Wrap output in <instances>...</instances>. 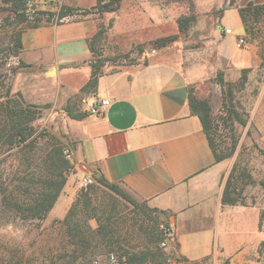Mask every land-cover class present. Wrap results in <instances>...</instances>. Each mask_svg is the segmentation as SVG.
I'll use <instances>...</instances> for the list:
<instances>
[{
  "label": "rangeland",
  "instance_id": "374dc122",
  "mask_svg": "<svg viewBox=\"0 0 264 264\" xmlns=\"http://www.w3.org/2000/svg\"><path fill=\"white\" fill-rule=\"evenodd\" d=\"M69 1L82 2L23 0L20 7H13L0 0V128L5 122L1 105L10 99L23 105H35L39 112L32 122L34 133L27 140L26 147L10 148L0 139V264H117L120 253L138 251L147 246L144 229H162L165 233L170 224L167 215L141 209L145 208L144 202L134 208L94 180L89 184L91 188L82 185L85 175L75 166L72 154L75 119H71L64 108L90 113L87 108L94 95L80 90L88 70L83 68L58 76L56 70L50 69L46 73L42 67L21 63L20 53L15 55L16 35L20 33L22 36L36 19L47 20L50 12L58 11ZM90 1L83 0L84 3ZM163 3L167 16L159 26L153 19L154 13L149 14L142 6L141 10L133 12L128 0H121L114 12L98 13L90 7L72 6L76 9L73 11L75 15L89 13L99 19L98 30L89 41L91 56L85 65H98L102 74H106L156 55L157 58L183 60L189 70L195 71L196 82L189 90L210 105L215 143L225 150L234 145L227 160L231 164L230 170L233 165L236 168L234 175L239 180L238 187L246 181V178H240L243 173L254 180V183L243 186L242 194L246 202L259 204L260 230L264 235V186L259 183L264 181V20L248 23V33L244 34L249 48L259 59L256 65L248 67L244 77L242 68L227 63L222 66L216 54L215 41L209 31L216 23L215 15L200 12L195 0H163ZM188 14L197 19L187 32L179 33L178 39L166 47H151L150 41L178 33L177 19ZM230 22L232 25L236 23L234 14ZM232 31L231 38L243 32L235 26ZM55 145L63 148V154L65 150L71 153L66 157L70 161L65 170L66 182L43 220H22L6 209L11 207L6 205L5 196L14 189L21 195L27 186L35 188L40 185L39 180L45 175L40 173L43 171L39 168L41 158ZM82 189L89 192L93 204L99 205L97 213L101 224L107 225L109 231L114 227L116 237L121 235L122 249L110 252L114 258L103 254L99 247L76 248L67 235L62 220ZM20 197L24 198V195ZM88 223L92 229L97 227L95 219ZM173 238L174 235L165 240V246L160 244L165 253L161 264L230 263L225 259L214 261L210 258L190 261L178 252ZM152 246L155 250L157 243ZM251 264H264V240Z\"/></svg>",
  "mask_w": 264,
  "mask_h": 264
},
{
  "label": "crops",
  "instance_id": "0c3cea01",
  "mask_svg": "<svg viewBox=\"0 0 264 264\" xmlns=\"http://www.w3.org/2000/svg\"><path fill=\"white\" fill-rule=\"evenodd\" d=\"M81 1H69L66 6L91 8L95 4V0ZM128 1L133 12L142 6L154 13L156 25L165 21L163 0ZM230 2L195 0V5L216 17L209 31L222 66L248 68L259 59L248 44L237 46L245 34L237 7L264 0ZM233 14L234 25L230 24ZM98 20L89 13H73L60 21L41 20L23 31L20 56L46 73L56 70L58 76L87 69L84 84L90 74L85 65L91 56L89 41L98 30ZM232 26L241 28L242 35L231 38ZM146 59L98 78L93 98L107 99L109 104L98 114L74 120L75 166L83 175L97 171L135 201L166 211L178 252L186 259L253 263L264 240L261 208L257 202H221L231 164L227 159L215 161L199 118L190 112L188 91L196 82V72L183 60L156 55Z\"/></svg>",
  "mask_w": 264,
  "mask_h": 264
},
{
  "label": "trees",
  "instance_id": "16d2710c",
  "mask_svg": "<svg viewBox=\"0 0 264 264\" xmlns=\"http://www.w3.org/2000/svg\"><path fill=\"white\" fill-rule=\"evenodd\" d=\"M4 3H8L13 7H20L23 0H2ZM121 0H95V4L91 9H96L98 13L114 12L120 6ZM230 4H233L231 0ZM76 11L75 8L69 6L60 7L56 12H50L47 20L56 19L60 21L67 15L73 14ZM238 14L244 26L245 33H248V23L258 22L264 20V3L248 2L244 6L237 7ZM24 19H22L23 21ZM41 19H36L31 27H36ZM195 21L193 14L181 15L177 19L178 33L169 34L156 38L149 42L153 49H160L175 42L179 33H185ZM15 55L22 51L21 35L18 33L14 40ZM24 63L23 60H20ZM249 68L241 69L244 74ZM102 75L100 67L98 65L90 66V74L88 79L80 88L82 92H86L92 95L96 94L98 78ZM223 85V83L221 84ZM188 105L190 112L196 115L202 125V130L206 135L209 147L214 155L215 161H221L231 157L234 150V145L229 149L220 148L215 143L213 138V125L211 119V108L207 101L201 100L193 96L191 90L188 91ZM35 105L18 103L16 100H8L6 104L1 105V110L5 115V122L0 128V139L10 148L13 147H26L29 142L27 140L34 133L32 122L37 118L39 112L35 109ZM67 115L71 119L80 120L86 115L90 114L88 111L74 112L70 108H64ZM70 166V161L63 154V148L61 146H53L49 148L47 153L41 158V165L39 168H43L40 173H45L43 180L40 179V185L33 188L27 186L22 190L21 195L15 193V189L6 194V205L11 208H6L13 211L17 217L25 221H40L43 220L47 213L51 210L55 204L65 182L66 174L65 170ZM235 166L233 165L229 171L227 177L224 180L221 202L226 205L246 204L243 196V186L254 183V180L246 174H242L240 178H246V181L238 187L237 176L234 175ZM91 177L98 185L107 188L116 196L130 203L134 208L139 206V202L135 201L126 192H124L119 186L114 183L108 182L97 171L92 172ZM264 186V181L259 182ZM91 188V185L88 186ZM21 198L20 196H23ZM145 204V203H144ZM144 210L156 214H165L168 217V213L164 210L157 208H150L146 204ZM99 205L93 204L87 190H81L76 200L72 203L67 211V214L63 218L62 222L65 224L67 235L72 239V244L76 245V248L83 247L84 250L90 247H99L100 251L112 256L110 252L122 249L121 235L116 237L117 230L113 227L110 231L107 225H102L98 216ZM90 219L97 221V227L92 229L88 223ZM144 233L148 239V244L138 251H124L118 255L117 264H161L165 259V253L160 246L161 242L168 240L163 230L156 231L154 229H144ZM157 243L155 250L153 244ZM176 243V248L177 247ZM111 254V255H110ZM81 264V263H79Z\"/></svg>",
  "mask_w": 264,
  "mask_h": 264
},
{
  "label": "built area",
  "instance_id": "2783aa9c",
  "mask_svg": "<svg viewBox=\"0 0 264 264\" xmlns=\"http://www.w3.org/2000/svg\"><path fill=\"white\" fill-rule=\"evenodd\" d=\"M226 33L229 32V30H225ZM247 41L244 37H241L238 39V42H237V46L240 47V48H245L247 46ZM109 104V100L107 99H100V100H97V99H94L93 101L89 102L88 104V110L90 111V113L92 114H98L101 112V110H103L107 105ZM64 154L66 155V157H70L71 156V153L68 152V150H65L64 151ZM93 182V179L90 175H85L83 178H82V185L83 186H87L89 184H91ZM165 235L170 238L174 235L173 233V229H172V226L169 224V227L166 228L165 230ZM166 242L163 241L161 242V245L162 246H165ZM112 257V256H111Z\"/></svg>",
  "mask_w": 264,
  "mask_h": 264
}]
</instances>
